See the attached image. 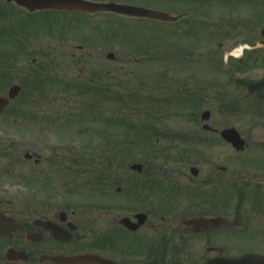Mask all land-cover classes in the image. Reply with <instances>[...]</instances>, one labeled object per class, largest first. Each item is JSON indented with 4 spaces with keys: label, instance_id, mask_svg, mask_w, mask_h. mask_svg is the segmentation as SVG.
Instances as JSON below:
<instances>
[{
    "label": "flooded vegetation",
    "instance_id": "1",
    "mask_svg": "<svg viewBox=\"0 0 264 264\" xmlns=\"http://www.w3.org/2000/svg\"><path fill=\"white\" fill-rule=\"evenodd\" d=\"M214 1L0 0V264H264V0ZM138 33L184 77L87 73Z\"/></svg>",
    "mask_w": 264,
    "mask_h": 264
},
{
    "label": "rangeland",
    "instance_id": "2",
    "mask_svg": "<svg viewBox=\"0 0 264 264\" xmlns=\"http://www.w3.org/2000/svg\"><path fill=\"white\" fill-rule=\"evenodd\" d=\"M228 2L232 3V0H215L212 4L215 6L218 5H222V4H227ZM241 3H245L242 4L241 6H246L247 5H251L252 3H250V0H235V4H241ZM226 7V6H225ZM224 7V9H225ZM260 16H264V13H259ZM263 14V15H261ZM132 27V25L130 26ZM149 28V25H148ZM162 31L167 32H172V26L170 24H163L162 26ZM134 36V35H133ZM160 38V40H159ZM159 38L157 37H145L143 36V33H138V35H136V37H123V38H117L116 40L118 41V43L115 44H111L108 45L106 43L103 42H99L98 47H100V50H102V48H104V52L99 50V56H94L96 59H94L93 63H86V71L87 73H92V71H95L97 74L99 73V77L103 76L104 74H107V76L105 75V77H107V79L110 81L112 78L116 79L115 81H136L134 84H136L135 90H142V88L140 87V83L138 81H148L145 86L143 87L144 90H148L150 89V85L151 84H155L154 81H157L159 84V87L162 89H169V87H171V83H169V81H172V74L173 77H184V70H172V64H171V58L170 56H167V54H160L161 52H158V54L156 55V53H148L145 52V54L143 55V53L139 52L138 49H135L134 46H144L143 50H145V48L149 49V47L152 48V51L156 52L155 49H153V47H169L170 42L167 41H171L170 38H172V36L169 35H161ZM158 39V40H157ZM7 41L10 43L11 39H7ZM116 41V42H117ZM164 41V42H163ZM11 47L10 44H8L5 39L0 40V53L3 54V52H6L4 48L6 47ZM14 43H12V47L13 48ZM103 46V47H101ZM123 47V48H122ZM107 49H112L111 51H114V55H116L117 59H115L113 62L108 61V59H106V51H109ZM11 51H9V53H7L6 55L3 56V59L0 60L1 62H9L11 63L12 59L10 58L11 56ZM149 51V50H148ZM165 51V50H162ZM1 56V55H0ZM169 58V59H168ZM137 61V62H135ZM90 63V64H89ZM8 64V63H7ZM141 64V65H140ZM143 64V65H142ZM77 73V71L75 72ZM90 73V74H91ZM214 71H211V76L213 75ZM216 73V72H215ZM86 76V75H85ZM15 75L13 73V69H0V81H7V83H9L10 81H12V79H14ZM218 77V75L216 76ZM219 78V77H218ZM183 79V78H182ZM181 80V79H180ZM150 81V82H149ZM151 81H153L151 83ZM163 81V82H161ZM132 86V83H130ZM83 105V103H81ZM70 105L69 103L66 104ZM68 107V106H67ZM158 107L161 110L160 111V116L162 117V121H176V119L174 120V116H171L170 113H167L166 108L163 107V105L158 103ZM69 108V107H68ZM87 118V122L82 121L81 125L79 124L80 127L83 128L84 131V135H82V142L86 145H84V147H87V149L84 148L83 150V154H90L92 151V146L90 145V142L92 139H90L89 137H93L92 134H88L86 135L85 131L86 129H89V131H91L92 128L96 127V123L94 124L92 122V117L91 115H85ZM8 121H11L10 119ZM161 121V120H160ZM95 125V126H94ZM97 131V130H96ZM1 136V135H0ZM96 136L98 137L97 133ZM64 137H66L64 135V132H61V134L54 135V133H52L50 127L47 129V133L45 134V140H43V138L41 136H38L36 138V143L39 145V141L40 139H42V142H46L45 147H47V143L51 146V142L52 145L54 146L56 143L57 138L63 139ZM99 138V137H98ZM54 141V142H53ZM41 142V143H42ZM89 143V144H88ZM55 147L59 148V146ZM8 149V150H7ZM6 149V152L9 153V151L11 152V148L8 147ZM28 147L26 145H18V149L16 150L17 153L19 154H23L27 151ZM50 149V148H49ZM47 149V151H45L47 154L51 153V151ZM52 149V148H51ZM5 151V150H3ZM2 151V153H3ZM227 152L229 153V149H227ZM57 153H60V151H58ZM23 170L26 169V167L21 168ZM23 187H21L22 189ZM23 191V190H22Z\"/></svg>",
    "mask_w": 264,
    "mask_h": 264
},
{
    "label": "water",
    "instance_id": "3",
    "mask_svg": "<svg viewBox=\"0 0 264 264\" xmlns=\"http://www.w3.org/2000/svg\"><path fill=\"white\" fill-rule=\"evenodd\" d=\"M164 17H166L165 15H164ZM12 96V95H11ZM5 100H3V101H1L0 100V105H3V102H4Z\"/></svg>",
    "mask_w": 264,
    "mask_h": 264
}]
</instances>
